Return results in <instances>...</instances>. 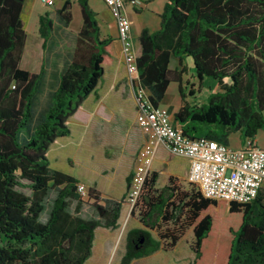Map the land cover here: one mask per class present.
<instances>
[{
	"label": "trees",
	"instance_id": "1",
	"mask_svg": "<svg viewBox=\"0 0 264 264\" xmlns=\"http://www.w3.org/2000/svg\"><path fill=\"white\" fill-rule=\"evenodd\" d=\"M165 1L160 29L145 28L139 36V87L148 91L157 108L171 83L179 84L182 105L173 122L189 139L229 145L230 136L239 133L243 142L256 140L264 130V0ZM25 3L0 0V264H85L92 256L96 230L118 228L126 196L103 199L95 187H89L88 201L94 202L101 218H83L87 201L78 191L80 182L51 168L48 154L58 139L71 135L70 120L87 121L81 108L96 92L105 65L113 60V40L102 36L90 0H65L57 10L59 22L66 27L72 24L77 3L83 25L69 59L60 70L53 68L56 87L48 92L47 106L33 123L47 79L55 22L48 12L40 16L43 65L39 73L23 70ZM143 8L144 4L136 12ZM172 57L179 59L181 71L170 69ZM187 58L193 61L199 84L209 78L219 85L203 104L187 101V94L195 95L193 90L186 93L179 78L187 73ZM132 179L133 175L127 179V193ZM158 179L155 171L145 178L134 205L142 226L127 232L120 264L174 248L181 236L162 233L164 226L193 231L191 264H264V189L251 203L226 204L200 191H183L175 176L163 188L157 187ZM221 204L241 217L237 227L228 226V245L223 230L215 232L214 218L208 213Z\"/></svg>",
	"mask_w": 264,
	"mask_h": 264
},
{
	"label": "rangeland",
	"instance_id": "2",
	"mask_svg": "<svg viewBox=\"0 0 264 264\" xmlns=\"http://www.w3.org/2000/svg\"><path fill=\"white\" fill-rule=\"evenodd\" d=\"M53 4L49 5L47 0H35L34 10H31V2L28 1L26 7L23 11V20L25 22V30L28 38V48L34 49L42 55V38L39 35V18L41 15L46 12L50 13L51 18L55 22V32L52 37L50 44V49L48 52V64H47V79L43 86V94L40 96L39 101L35 104V120L33 123H36L37 117L40 112L45 109L47 106V97L49 89L54 83L56 78L57 71H54L53 68L57 67L60 70L63 66V63L69 59L75 45V39L77 34L83 25L82 15L80 7H73V21L69 26L62 25L57 16V10L60 9L65 0H52ZM165 0H147L144 5V8L139 13L132 12L129 14L131 22L133 21L136 25V28H140L142 25H146L150 28L151 31H157L161 27V18L160 15L163 12ZM90 6L96 12H101L102 14H108L105 6L101 0H90ZM140 9V8H139ZM131 12V10H130ZM106 31V28H104ZM117 52V49L115 48ZM23 69V66H22ZM194 74V72H192ZM190 73L185 75L184 85L187 87V92L189 90L197 91L202 89L201 97L192 96L187 94L190 103H197L207 99L208 94L211 90L218 87L217 82L212 79L206 78L205 84L203 87L197 89L199 81L190 75ZM192 76V77H191ZM192 79V80H191ZM54 80V81H53ZM104 77L102 81H104ZM192 96V97H191ZM179 97L178 84L177 82H172L168 89V100L164 106L169 104L172 98ZM169 110L168 107H165ZM135 114L132 110V105L129 97L127 96L124 100V110L122 114L113 117L110 121L98 123V129L100 136L104 135L106 143L103 145L101 153L91 159L84 147L76 144L78 141V125H72L74 131V143L72 147L68 150H61V144H55L48 154V158L51 163V168L54 170L80 177L82 174H88L90 180H95L100 185L114 184V185H124L123 179V167L126 166L124 162H121V158L127 156V138L126 134H129L134 128V119ZM97 126V124H96ZM104 127V128H103ZM103 128V129H100ZM102 130V131H101ZM101 131V132H100ZM231 145L236 147L240 144L241 136L239 133H234L230 136ZM72 139V140H73ZM76 141V143H75ZM258 146L264 149V130L260 131L256 137ZM72 158V164L68 163L66 156ZM124 160V158H123ZM122 160V161H123ZM121 163V167L119 166ZM136 164L137 158H136ZM114 169V170H112ZM137 167L134 169V172L137 171ZM107 171L108 174L103 175L102 171ZM133 172V173H134ZM152 172V171H151ZM181 187L185 192L198 191L197 188L189 184L185 178H181ZM86 186V185H85ZM161 182H160V185ZM87 187V186H86ZM91 187H96L94 184ZM54 197V193L51 194L48 207L43 215V221H46L48 218V213L50 210V203ZM225 202V201H222ZM228 204L227 202H225ZM103 205V203H98ZM226 204H221L218 207H211L208 211L212 215L215 221V232L222 231L224 232L225 244H229L231 234L229 233L228 226L237 227L238 223L240 224L241 217L239 215H232L229 213L228 206ZM135 206H132V201L128 198V193L126 192V199L124 204V210L122 211L121 218L119 220V226L115 230L98 228L96 245L93 250V256L85 264H120L122 257L125 253L126 245V234L127 232L135 227H141L139 211L135 210ZM74 205L71 208L73 212ZM81 216L85 219H100V213L97 208L94 206V202L87 201L83 205ZM239 227V226H238ZM174 233L175 235L180 234L181 239L179 243L169 250L164 248L155 254L134 261L132 264H191L194 259L193 244L195 241L193 231L184 230L181 228H174L173 226H164L162 233ZM154 236L158 239L159 232H153ZM169 241L164 243L166 246ZM204 264H206L204 262Z\"/></svg>",
	"mask_w": 264,
	"mask_h": 264
},
{
	"label": "built area",
	"instance_id": "3",
	"mask_svg": "<svg viewBox=\"0 0 264 264\" xmlns=\"http://www.w3.org/2000/svg\"><path fill=\"white\" fill-rule=\"evenodd\" d=\"M114 17L118 38L130 83L134 88L139 125L147 136V141L137 156L138 169L133 173L128 198L132 206L151 173L154 154L158 147L178 157L190 161L187 182L197 188L204 197L227 203H251L264 189V149L254 139L234 149L223 143L206 138L189 139L176 127L166 108H154L149 101V93L138 85L137 57L132 33V22L127 14V5L141 8L142 0H103ZM49 5L52 0H47ZM82 198L89 200V188L78 185Z\"/></svg>",
	"mask_w": 264,
	"mask_h": 264
},
{
	"label": "crops",
	"instance_id": "4",
	"mask_svg": "<svg viewBox=\"0 0 264 264\" xmlns=\"http://www.w3.org/2000/svg\"><path fill=\"white\" fill-rule=\"evenodd\" d=\"M28 1L31 2L30 8L33 11L35 0H26L24 9ZM101 1L103 5L105 6L106 10L108 11V14L101 15V12H96V11L95 12L98 14V22L100 25L102 36L105 38L109 37L113 40L112 49H111L113 60L110 64L105 65V72L103 76L105 80L99 83L96 92L89 96V98L84 102L81 108V111L87 116V121L81 122L75 119L70 120L69 126L71 128V135L66 138L58 139L55 142V144H61L62 148L59 151L70 149L74 143L73 138H75L72 125L74 124L78 125L79 127L78 128L79 130L78 141L77 143L75 141V143L80 145L81 147H84L87 153L89 154V156L91 157V159H95V157L98 156L99 153H101L102 147L106 143V141L103 140L105 136L98 135L100 134L98 133L99 132L98 123L110 121L112 119V115L113 117H116L118 116V114H122L124 110V100L128 96L130 99L131 105H132L133 113L135 114V118H134L135 126L129 134H126V138L128 140L126 143V146H127L126 149H127L128 154L127 156L121 158V162H124V164H126V166L123 167L124 185L120 186L118 184L116 186L113 183L112 184L106 183L105 185L102 186L95 180H90L88 176L89 173L82 174L80 175V177L71 175L75 177L81 184L86 185L88 188L94 184L96 186L95 188L100 192L101 197L103 199L111 198L115 200H121L123 197L126 196L127 179L131 175H133L134 169L138 167V165L136 164V158L138 154L141 152L144 145L146 144L147 136L142 131L139 125V113L137 109L136 96H135L134 88L130 83V79H129V76L126 70V66L124 62V55L122 52V44L118 38V32H117V26H116L115 19L111 15L109 9L106 7L104 1L103 0ZM146 2L147 0H142V3L144 5H146L145 4ZM77 5H78L77 3L74 4V6H77ZM126 11L128 15L131 14L132 12L137 13L136 9L130 4L127 5ZM104 28H106V31H104ZM145 28H148L150 30V28L146 25L140 26L138 30V28H136L135 23L132 21V33H133V37L135 41V48H136L138 55L141 52L139 36L142 30ZM42 44H43V39L41 40V45ZM115 48L117 49V52L115 51ZM42 65H43V49H42L41 56L34 49H29L28 48V38H27V43H26L24 54H23V59L21 62V68L23 66V70H26L32 73H39L41 71ZM184 65L187 68L186 74L191 72L190 75H194L192 73L194 72V64H193L192 59L187 58L184 61ZM170 69L172 71H178V72L181 71L182 68H181V63L179 59L175 57L171 58ZM186 74L179 77L182 82H184ZM56 81H54V84L49 89V91L53 90L56 87V83H57ZM205 82L206 81L204 80L202 85L198 83L197 89L200 86L203 87ZM185 89H187L186 86H185ZM217 91H219V85L218 87L214 88V90H211L208 96L211 93L217 92ZM178 92H179V84H178ZM201 92H202V89H201ZM201 92L200 90L197 91L196 93L194 91L195 93L194 96L201 97ZM167 100H168V91L160 107H163V108L168 107L169 110L168 109L167 110L169 111L172 119H174V114L180 109L182 105L180 93H179V97L172 98L170 103L169 104L167 103V106L166 105L164 106ZM187 101H189L188 98H187ZM205 102L206 100L200 102L199 104H203ZM103 128H100V129H103ZM243 144L244 142L241 140L238 146L233 147L231 145V138H229L228 146H230L231 148L238 149ZM66 158L68 160V163L72 164V158L68 155L66 156ZM119 166L120 167L122 166L121 163ZM189 169H190V161L187 158L178 157V156L171 154L165 146H160L156 150L154 154V160H153V164L151 167V171L152 172L155 171L159 173V179L157 183L158 188H163L164 186H166L168 184V180L170 176H175L179 179L185 178V180L187 181ZM102 174L105 175V174H108V172L106 170L105 171L103 170ZM160 182L162 186H159ZM123 210H124V206H123ZM96 240H97V233L95 232V241H94L93 250L96 245ZM92 256H93V251H92Z\"/></svg>",
	"mask_w": 264,
	"mask_h": 264
}]
</instances>
